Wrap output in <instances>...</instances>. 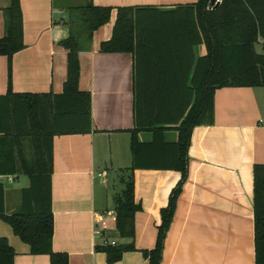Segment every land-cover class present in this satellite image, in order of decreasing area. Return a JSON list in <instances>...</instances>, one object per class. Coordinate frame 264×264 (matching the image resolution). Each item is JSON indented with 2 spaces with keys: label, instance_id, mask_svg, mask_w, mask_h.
<instances>
[{
  "label": "crops",
  "instance_id": "1",
  "mask_svg": "<svg viewBox=\"0 0 264 264\" xmlns=\"http://www.w3.org/2000/svg\"><path fill=\"white\" fill-rule=\"evenodd\" d=\"M90 1L94 7L111 9L108 23L93 33L89 50L77 56L78 90L90 96L91 131L55 136L51 141V249L66 254L68 264H108L106 255L96 251V246L105 241L124 243L114 235L113 198L122 191L121 171L131 164L135 61L139 59L146 67L159 63L166 68L158 79L179 83L181 74L175 67H188L192 60L187 74L191 87L196 63L206 55L203 44H194L192 28L168 24V18L179 17V13L168 12L198 0ZM9 2L0 0V39L5 35L3 10ZM83 3L20 0L24 48L11 59L12 93H63L67 51L61 42L70 35L69 24L75 17L71 9ZM145 7L156 9L154 15L161 22L141 29L146 39L144 48L138 53H101V44L112 37L117 10ZM262 44L258 39L257 53ZM7 90L8 62L0 56V97ZM213 108L212 122L192 131L187 177L176 200L160 264H255L253 168L264 166V88L218 89ZM165 127V142L174 143L178 125ZM137 137L139 142L149 143L152 133L142 131ZM25 156H31L28 146ZM18 175H0V184L8 179L10 186ZM133 179L135 203L141 208L134 216L135 251L125 253L115 264H148L143 252L155 248L160 212L168 206L180 174L136 170ZM21 191H5L6 214L22 209ZM0 238H5L15 252L13 264H50L47 255H30L28 247L1 219Z\"/></svg>",
  "mask_w": 264,
  "mask_h": 264
},
{
  "label": "trees",
  "instance_id": "2",
  "mask_svg": "<svg viewBox=\"0 0 264 264\" xmlns=\"http://www.w3.org/2000/svg\"><path fill=\"white\" fill-rule=\"evenodd\" d=\"M83 4L71 9L75 19L69 24V37L61 42L67 51V79L61 95L12 93L11 59L24 48L20 0H10L3 10L5 35L0 39V56L8 62V90L0 97V175L27 176L30 186L21 191L22 209L6 214L5 191L0 184V219L28 247L30 255H47L50 264H68L66 254L54 253L51 249V141L55 136L91 131L90 96L78 90L77 56L89 50L93 33L108 23L111 14V9L94 7L90 0H84ZM209 7L210 0H198L194 5L167 13H179L177 18H168V24L192 28L196 37L194 44H203L206 49V55L196 63L191 87L187 74L192 60L188 67H175L181 74L179 83L158 79L166 68L159 63H150L147 67L139 59L134 63L135 127L130 140L131 164L121 171L122 191L113 198L114 235L124 243L99 244L95 249L106 255L108 264H115L125 253L135 251L134 216L141 208L134 199V171L170 170L180 174L168 206L160 212L155 248L143 252L148 264H160L176 200L187 177L191 134L195 127L212 122L215 91L264 88V0H222L217 8L209 10ZM156 12L149 7L118 9L112 37L101 44V53H138L146 41L141 29L161 22L154 15ZM258 39L263 40L260 53L255 49ZM168 125H178L174 143L164 140ZM142 131L152 133L151 142H139L137 135ZM27 146L29 159L25 156ZM253 213L255 264H264V166L259 165L253 168ZM14 256L7 240L0 238V264H13Z\"/></svg>",
  "mask_w": 264,
  "mask_h": 264
},
{
  "label": "rangeland",
  "instance_id": "3",
  "mask_svg": "<svg viewBox=\"0 0 264 264\" xmlns=\"http://www.w3.org/2000/svg\"><path fill=\"white\" fill-rule=\"evenodd\" d=\"M1 183H3L2 185L4 187V191L9 189L21 191L22 189H27L30 186L28 178H25V176L23 177V175H18V178L14 180L10 186L7 184L8 179H5Z\"/></svg>",
  "mask_w": 264,
  "mask_h": 264
},
{
  "label": "built area",
  "instance_id": "4",
  "mask_svg": "<svg viewBox=\"0 0 264 264\" xmlns=\"http://www.w3.org/2000/svg\"><path fill=\"white\" fill-rule=\"evenodd\" d=\"M222 3V0H215V2H214V4L213 5H210V7H209V10H212L214 7H216V5H218V6H220V4ZM1 180V179H0ZM101 244H103V245H107L108 244V242H103V243H101ZM110 245H115V242H111V243H109Z\"/></svg>",
  "mask_w": 264,
  "mask_h": 264
},
{
  "label": "water",
  "instance_id": "5",
  "mask_svg": "<svg viewBox=\"0 0 264 264\" xmlns=\"http://www.w3.org/2000/svg\"><path fill=\"white\" fill-rule=\"evenodd\" d=\"M215 2V0H210V5H213ZM218 7V5H216V8Z\"/></svg>",
  "mask_w": 264,
  "mask_h": 264
}]
</instances>
